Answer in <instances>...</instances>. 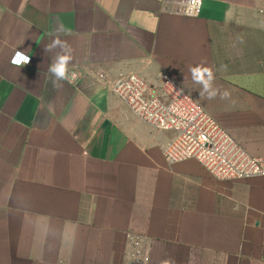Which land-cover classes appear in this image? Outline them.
Masks as SVG:
<instances>
[{
  "label": "crops",
  "instance_id": "1",
  "mask_svg": "<svg viewBox=\"0 0 264 264\" xmlns=\"http://www.w3.org/2000/svg\"><path fill=\"white\" fill-rule=\"evenodd\" d=\"M162 6L0 0V264H124L127 232L150 238L147 264H264V175L222 180L195 158L168 162L175 133L111 89L129 73L159 87L169 73L264 156V0H205L195 17ZM62 27L78 75L54 87L61 49L46 47ZM16 51L30 63L12 64ZM201 63L212 99L191 79Z\"/></svg>",
  "mask_w": 264,
  "mask_h": 264
},
{
  "label": "built area",
  "instance_id": "2",
  "mask_svg": "<svg viewBox=\"0 0 264 264\" xmlns=\"http://www.w3.org/2000/svg\"><path fill=\"white\" fill-rule=\"evenodd\" d=\"M204 1L163 0L162 11L195 17L201 14ZM21 57L19 64L14 63ZM30 61L31 57L20 51L11 58L15 65ZM159 81L158 87L136 73H129L112 80L111 89L140 119L175 133L164 147L168 162L195 158L222 180L264 175V156L249 154L169 73H161ZM150 243L146 235L127 232L124 264H147Z\"/></svg>",
  "mask_w": 264,
  "mask_h": 264
},
{
  "label": "clouds",
  "instance_id": "3",
  "mask_svg": "<svg viewBox=\"0 0 264 264\" xmlns=\"http://www.w3.org/2000/svg\"><path fill=\"white\" fill-rule=\"evenodd\" d=\"M69 33L70 29L68 28H60L55 33L50 34L51 43L47 45L46 50H51L53 48L59 47L61 49L53 59L52 63L49 66V73L52 77V84L54 87L61 86L60 82L67 81L71 83L75 79V72L71 71L74 67L72 65V50L69 45L62 41L59 38V33ZM23 57L20 60H15L14 63L19 64ZM189 72L191 74V79L194 83L201 85L202 92L201 95L207 94L208 99H212L217 95L218 90L213 87L214 73L213 71L204 66L203 63L192 66L189 68ZM179 91H183L180 89ZM228 96V92H223L221 94V98H226Z\"/></svg>",
  "mask_w": 264,
  "mask_h": 264
},
{
  "label": "rangeland",
  "instance_id": "4",
  "mask_svg": "<svg viewBox=\"0 0 264 264\" xmlns=\"http://www.w3.org/2000/svg\"><path fill=\"white\" fill-rule=\"evenodd\" d=\"M219 37H220V35H219ZM219 43L221 45H218V48H217L218 54L222 53V56H223V58H225V60H226V58H230L231 50L229 48L231 47V45L229 43H227V42L223 43V42L219 41ZM233 47L235 48V46H233ZM234 52H235V50L232 52V54H234ZM76 75H78V73H76Z\"/></svg>",
  "mask_w": 264,
  "mask_h": 264
}]
</instances>
